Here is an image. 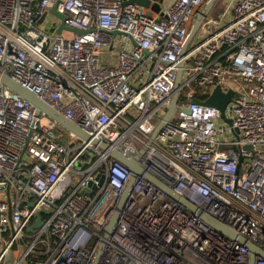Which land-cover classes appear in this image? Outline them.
Returning a JSON list of instances; mask_svg holds the SVG:
<instances>
[{
  "label": "built area",
  "instance_id": "2783aa9c",
  "mask_svg": "<svg viewBox=\"0 0 264 264\" xmlns=\"http://www.w3.org/2000/svg\"><path fill=\"white\" fill-rule=\"evenodd\" d=\"M55 1L0 0V74L125 155L143 149L145 171L264 251V0L214 3L182 57L174 111L154 136L183 42L207 0H170L158 11L124 0H60L64 23L81 30L71 35L36 23ZM104 50L115 52L114 63ZM217 84L233 89L224 108L231 123L218 122L217 107L191 101ZM40 114L0 81V264L13 239L24 260L14 264H90L115 212L97 264H248L245 243L143 174H134L118 209L133 173L71 131L69 144ZM86 148L93 155L76 169ZM41 207L49 212L31 234L25 229Z\"/></svg>",
  "mask_w": 264,
  "mask_h": 264
},
{
  "label": "water",
  "instance_id": "95a60500",
  "mask_svg": "<svg viewBox=\"0 0 264 264\" xmlns=\"http://www.w3.org/2000/svg\"><path fill=\"white\" fill-rule=\"evenodd\" d=\"M59 1L60 0H56L54 2L53 6L48 9V11H51L52 13H54L55 15H57L60 18V22H59L58 27H57V33H60L62 29H66V30H70L72 32H78V33L81 32L80 29L70 27L64 23L63 13L57 10V5H58ZM161 1L162 0H124V2H135V3H138L142 6L149 7L150 9L155 10V11H158L160 9ZM215 2H216V0H207L204 3V5L200 11V15L194 19V21L192 22V24L189 28V31L187 33V36L183 42V45H182V48L180 51V55H179L180 60L177 63V72H176V76H175L174 91L172 93L171 102H170L165 114L163 115L162 119L156 125L152 136H154L156 134V132L158 131V129L163 125V123L171 117V115L174 111V108L176 106V101L178 98V89L180 86V80H181V75H182V65H183L182 57L185 54L186 47L188 46V44L192 40V38H193L194 34L196 33L199 25L201 24L203 17L210 11V9L212 8V6L214 5ZM44 15L45 14H43L42 17ZM111 32L116 33L118 31L112 30ZM133 43L135 44V42H133ZM144 53H147V50H144ZM0 81L3 84H5L6 86H8L10 89L15 91L16 93H18L20 96H22L23 98L30 101L33 104V106L35 107V115H39L41 112H43L46 116L54 119L59 125L66 128L67 130H70L79 138H81L85 141H89L99 151L107 154L108 156H110L114 160H118L121 163H123L131 171V173H133L129 176L128 181H127L125 188L123 190V193L119 199L118 206H117L118 209H120L122 207L127 195L130 192V189L132 187L133 180H134V174H143L146 178H148L149 180H151L155 184H157L170 197L178 200L181 204L184 205V207H186L188 210L194 212L196 215H198L201 219H203L210 226H212L216 230L222 232L223 234L228 235L231 238H237L239 241L245 243L247 245L248 251H249V253H248V264H255L256 256H262L264 258V251L262 249L258 248L253 243L246 240L244 237L236 234L231 228H229L228 226H226L225 224H223L222 222H220L219 220H217L213 216L201 211L200 208L197 207L187 197L177 193L169 185L162 182L160 179H158L157 177H155L151 173L145 171L144 168L141 167L138 163V157H139V155L143 149H140L138 151V153L135 154L133 157L127 156L124 153H122L120 150H118L117 148L110 146L104 140H101L98 138H93L89 133H87L85 130H83L78 124H76L72 120L68 119L62 113L58 112L47 101L40 98L37 94L30 91L26 87L22 86L20 83L13 80L7 74H5V73L0 74ZM232 94H233L232 88H228V89H226V91H223L221 86L219 84H217L213 88V90L211 91V93L209 94V96L206 99L201 100L197 97H194L191 99V101L192 102L196 101V102H200V103L207 104V105H213V106L217 107L220 111L221 117L224 120H226L228 123H231V119L226 117V115L224 113V108H225L226 104L232 99ZM184 110L186 112H189L188 108H184ZM236 131H237V129H236ZM246 147H249V145H246ZM239 159L241 160V156L239 157ZM101 179H102V177L100 178V180ZM93 186L96 187L95 185H93ZM85 190L87 191V188H85ZM41 212L48 213L49 209L41 207V208L36 210L35 218H34L33 222L29 226H27L25 229L27 232H29L31 234H35V232L42 225L43 221L41 218ZM8 218H9V220L11 219V204H10L9 198H8ZM116 218H117V212H115L112 215L109 222L105 225V228H104L105 232L103 235L104 240H105V238L108 237L109 233H111ZM104 240H102L98 244L96 252H95L94 257H93L90 264H97V260L103 251ZM9 248L12 250L15 260L20 258L22 262L24 261L23 257H22L23 250H22L20 244L17 242L16 239L12 240ZM3 249H4V244L0 240V256L3 253Z\"/></svg>",
  "mask_w": 264,
  "mask_h": 264
},
{
  "label": "rangeland",
  "instance_id": "374dc122",
  "mask_svg": "<svg viewBox=\"0 0 264 264\" xmlns=\"http://www.w3.org/2000/svg\"><path fill=\"white\" fill-rule=\"evenodd\" d=\"M220 11L221 10L213 11L212 14H214L215 17H219ZM59 22H60V18L57 15H55L54 13H52L51 11L47 10L45 16L40 21H37L36 23L44 31L51 33V34H54V33H57V27H58ZM61 32L64 34H69V35L72 34V31L66 30V29H62ZM114 54H115V52L110 53L108 50H104V52L102 53V58H104L107 63H114L115 62V55ZM241 83H242L241 79H238V81L229 80V82H228V84L231 86H237V85H240ZM195 91L198 93L200 91V87H197L195 89ZM180 92H181V90H180ZM40 117H41L40 123H45L47 120V116L40 114ZM218 122H220L222 124L227 123L222 118H220L218 120ZM67 131H70V130H67L66 128L57 124L56 132L63 133V135H64L63 140H67V142L70 144L72 141V138L68 137ZM92 155H93V152L91 149H89V148L84 149L82 151V154L80 155V157L75 161L74 167L76 169H79L80 166H82L84 163H87L88 160L91 159ZM14 263H15V259L13 256V252L11 249H9L5 253L1 264H14Z\"/></svg>",
  "mask_w": 264,
  "mask_h": 264
},
{
  "label": "crops",
  "instance_id": "0c3cea01",
  "mask_svg": "<svg viewBox=\"0 0 264 264\" xmlns=\"http://www.w3.org/2000/svg\"><path fill=\"white\" fill-rule=\"evenodd\" d=\"M169 2H170V0H162L160 5L162 6V8H165L168 5Z\"/></svg>",
  "mask_w": 264,
  "mask_h": 264
}]
</instances>
